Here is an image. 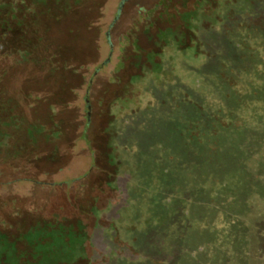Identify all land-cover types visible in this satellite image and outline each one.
Instances as JSON below:
<instances>
[{"label": "rangeland", "instance_id": "374dc122", "mask_svg": "<svg viewBox=\"0 0 264 264\" xmlns=\"http://www.w3.org/2000/svg\"><path fill=\"white\" fill-rule=\"evenodd\" d=\"M26 3V25L0 48V111L18 115L37 136L0 151V233L11 243L0 234V264H18L11 245L22 252L26 243L17 239L38 234L46 238L38 245L40 264L80 258L87 260L78 264H264V177L257 180L258 170L247 177L255 179L249 192L228 177L226 189L219 188V175H210L182 180L186 191L172 187L167 194L158 189L157 169H171L162 162L164 146L142 150L140 132L159 100L176 104L185 92L194 101H221L204 58L181 52L191 42L182 19L197 0ZM258 13L264 22V8ZM169 31L182 40L181 49ZM25 50L30 54L23 59ZM242 58L231 83L237 98L251 105L264 98V37L251 41ZM167 105L163 112L174 104ZM174 114L187 118L177 109ZM195 120L206 133V117ZM180 147L175 166L185 170L192 149ZM263 158L264 145H258L244 160L259 169ZM159 199L168 207L163 212ZM162 214L172 219L162 222ZM37 223L51 229L34 231Z\"/></svg>", "mask_w": 264, "mask_h": 264}, {"label": "trees", "instance_id": "16d2710c", "mask_svg": "<svg viewBox=\"0 0 264 264\" xmlns=\"http://www.w3.org/2000/svg\"><path fill=\"white\" fill-rule=\"evenodd\" d=\"M26 1L36 7H46L47 4L50 5L51 1L55 5L59 4V0H0V48L5 47L8 37L10 34L12 35L14 29L22 31L23 26L26 25L25 17L28 15L26 13L29 12L30 8L27 6ZM197 5L192 12L188 13L190 14L189 16L187 14V17L182 19L187 24L184 29L190 32L191 42L181 52L186 57L184 55L185 51L191 49L195 57L189 51L187 52L188 56L204 58L203 64L207 66V69L209 68L210 77L217 80L215 83L221 90V101L217 103H224V105L217 109H212L210 107L217 104L214 101L209 99L194 101L196 99L191 98V95L185 92H183L184 95L176 104V101L159 100L154 107L156 112L150 115V123L147 124V126L153 125L159 128L157 131H151L146 126L147 129L140 132L142 150L145 151L147 149V151H150L151 143L157 147L158 145L164 146L165 149H161V154L166 160L162 162L167 164L168 168H171L162 170L159 167L160 170L157 169L159 176H161L158 189L164 193L169 194L172 192V187L174 192H184L187 190L186 186L183 185L185 184L184 180L191 183L200 181L203 177L208 178L210 175H219L218 179L220 181L218 180L217 183L219 188L226 189L228 184H225L226 180L224 181V179L228 177L234 183L236 182V187L238 186L239 191L249 192L252 187L251 184L255 180L251 178L256 176L252 173L256 170L259 171L260 174L258 173V175L262 176L260 178L257 177V180L260 182L264 177V166L259 169H252L244 160L258 145H264V98L260 102L253 100L251 105H246L237 98L239 96L233 91L231 82L234 79L233 73L235 69L241 67V64L247 59L242 58V54L247 51V46H250L251 41L264 37V22L259 17L261 14L258 13L259 10L264 8V0H197ZM207 5H211L210 9H206ZM60 9L63 10L64 7L60 6ZM236 10H239L238 15ZM196 14H198L199 18L194 19ZM19 15L22 16L20 17ZM206 19H209V21ZM205 22L212 23L206 25ZM212 33L216 37H212ZM207 35L214 39L215 44L208 41ZM168 36L172 38L171 43L175 47L181 49L180 46H184L180 37H176L175 32L169 31ZM217 43L219 45H216ZM23 52L21 58L25 59L30 53L27 50ZM168 103L169 105H174L171 106V110L165 107L167 110L163 112L165 110L164 105ZM239 103L242 107L239 106ZM176 109L180 113H184L187 118L178 119L179 117L177 118V115L174 114ZM173 110L174 112H172ZM3 113L0 111V151L8 150L9 144L14 143L16 145L19 141L26 140V138L29 141H35L37 135L28 131L23 122L20 123L16 117L18 115L11 112ZM242 114L245 119L240 121ZM203 116L206 117V133L199 131L202 128L199 127V123H196L195 120ZM135 119L136 117L134 116L130 118L129 125L135 122ZM226 119H229L228 122H226ZM222 123L227 124L221 126L220 124ZM110 132L112 135L114 134L111 130ZM186 133L187 135L185 136ZM175 135H180L184 139L181 142L176 141ZM181 145L187 149H192L183 159L188 164L185 170L177 169L175 166L178 162L177 155L181 158L179 156L180 152L178 154V151L175 150L181 149ZM263 159H259V164L264 163ZM155 162L152 163L151 167L149 166L152 174L154 173L152 170ZM250 175L253 176L251 177ZM247 177L251 178L247 179ZM228 178L227 181L230 182ZM261 186L264 189V183ZM160 199L159 206L163 212L168 207L166 208V205L163 206ZM195 204V202L191 203L192 208H195ZM162 215V222H165V219H172V216ZM36 225H32L34 227L31 226L34 231L36 229L39 231L42 225L51 229L46 223L42 225L37 223ZM74 229L76 228L72 227L71 229L70 227L67 231H73ZM39 235H36L31 240L18 238L17 240L24 241L27 246L22 252L18 251L14 243V245H11L14 248L13 252H15L16 257L20 259L18 264L41 263L39 258H41L42 252L38 251V245L43 244L40 240L43 241L46 238L43 239ZM1 236L3 242L8 241L6 235L1 234ZM65 239L68 240L69 237L66 236ZM8 243L11 244L9 241ZM27 257H32L31 261L27 260ZM84 260L86 261L87 259L80 258L70 264H78Z\"/></svg>", "mask_w": 264, "mask_h": 264}]
</instances>
